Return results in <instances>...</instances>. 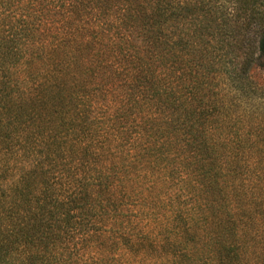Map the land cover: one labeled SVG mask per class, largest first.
I'll use <instances>...</instances> for the list:
<instances>
[{
  "label": "trees",
  "instance_id": "obj_1",
  "mask_svg": "<svg viewBox=\"0 0 264 264\" xmlns=\"http://www.w3.org/2000/svg\"><path fill=\"white\" fill-rule=\"evenodd\" d=\"M261 9L0 0V264H264Z\"/></svg>",
  "mask_w": 264,
  "mask_h": 264
},
{
  "label": "rangeland",
  "instance_id": "obj_2",
  "mask_svg": "<svg viewBox=\"0 0 264 264\" xmlns=\"http://www.w3.org/2000/svg\"><path fill=\"white\" fill-rule=\"evenodd\" d=\"M261 8H262L261 11L264 10V0H261ZM247 81H249L251 86H254L259 93H261V99L258 103V107H259L258 110L259 113L261 114V111L264 107V67L262 68L252 67L249 70Z\"/></svg>",
  "mask_w": 264,
  "mask_h": 264
}]
</instances>
